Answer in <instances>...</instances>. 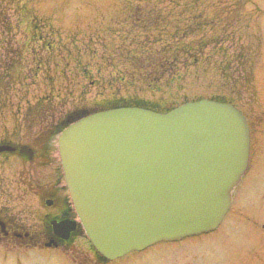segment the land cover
Returning a JSON list of instances; mask_svg holds the SVG:
<instances>
[{"label": "rangeland", "instance_id": "obj_1", "mask_svg": "<svg viewBox=\"0 0 264 264\" xmlns=\"http://www.w3.org/2000/svg\"><path fill=\"white\" fill-rule=\"evenodd\" d=\"M152 22L161 27L147 31ZM144 44L188 48L192 62L179 82L141 98L166 106L211 97L233 102L250 124V163L216 231L110 264H264V0H0V100L12 98L4 110L0 101V127L29 125L16 105L39 103L45 94L59 109L37 126L108 101L104 80ZM40 252L0 249V264H71Z\"/></svg>", "mask_w": 264, "mask_h": 264}, {"label": "water", "instance_id": "obj_2", "mask_svg": "<svg viewBox=\"0 0 264 264\" xmlns=\"http://www.w3.org/2000/svg\"><path fill=\"white\" fill-rule=\"evenodd\" d=\"M58 149L88 238L116 259L215 230L248 170L251 134L233 104L200 98L168 112L83 114L62 130Z\"/></svg>", "mask_w": 264, "mask_h": 264}, {"label": "flooded vegetation", "instance_id": "obj_3", "mask_svg": "<svg viewBox=\"0 0 264 264\" xmlns=\"http://www.w3.org/2000/svg\"><path fill=\"white\" fill-rule=\"evenodd\" d=\"M53 100L45 94L39 103L17 104L20 122L27 119L29 125L0 127V249L53 252L63 263L110 264L116 260L100 254L88 239L64 177L58 137L73 116L66 111L68 117L54 125H36L58 112ZM0 101L3 110L12 107L9 95ZM33 112L32 120L28 115Z\"/></svg>", "mask_w": 264, "mask_h": 264}, {"label": "trees", "instance_id": "obj_4", "mask_svg": "<svg viewBox=\"0 0 264 264\" xmlns=\"http://www.w3.org/2000/svg\"><path fill=\"white\" fill-rule=\"evenodd\" d=\"M143 15L146 14L143 13ZM153 24H156L154 26L158 25L161 27L160 23L152 22L148 26L149 29L147 31L152 29L151 26ZM143 49L146 50H135L133 53L127 54L125 65H122L119 69L115 68V71L110 74L111 78L104 80L105 84L103 88H106V90L108 88L111 94L108 101L103 99L104 101H98L97 106H94V104V108L80 109L74 112V114L89 113L121 106H137L167 112L181 103L188 101L183 100L181 102L168 103L167 106V103L164 101V103L158 105L143 100L140 94L146 91H153L155 93L156 90H159L163 85H167V83L179 82L182 77V70H188L189 64L192 62L190 50L184 48L182 52H169L170 50L178 49L176 45H172L171 48L167 45L163 50H153L146 48L145 44ZM85 74L89 73L85 72ZM161 100L163 101L164 99ZM216 100L226 102L223 99Z\"/></svg>", "mask_w": 264, "mask_h": 264}]
</instances>
